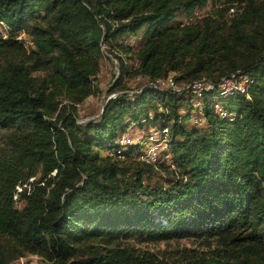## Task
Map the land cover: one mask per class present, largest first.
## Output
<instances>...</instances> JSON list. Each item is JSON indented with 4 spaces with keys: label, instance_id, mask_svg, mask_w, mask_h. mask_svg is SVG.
<instances>
[{
    "label": "trees",
    "instance_id": "16d2710c",
    "mask_svg": "<svg viewBox=\"0 0 264 264\" xmlns=\"http://www.w3.org/2000/svg\"><path fill=\"white\" fill-rule=\"evenodd\" d=\"M209 1L0 0V264L29 253L41 264H264V0H211L174 21ZM102 40L122 67L111 91L126 75L218 83L241 70L251 96L222 98V116L207 91V125L191 127L189 94L146 85L79 122L99 90ZM132 123L168 125L157 167L134 159L142 144L102 154ZM159 169L170 176L151 182ZM182 237L203 247L160 256L131 242Z\"/></svg>",
    "mask_w": 264,
    "mask_h": 264
},
{
    "label": "built area",
    "instance_id": "2783aa9c",
    "mask_svg": "<svg viewBox=\"0 0 264 264\" xmlns=\"http://www.w3.org/2000/svg\"><path fill=\"white\" fill-rule=\"evenodd\" d=\"M235 7H231V11L234 12ZM3 27L0 26V31L6 35V25L3 21H0ZM101 47L104 51V55L107 52L112 53L113 50L106 41H101ZM138 79L144 81V85L137 89L135 92L142 90L146 85L157 87L160 89H171L175 92H186L191 97V104L194 108L192 114V121L195 125H200L206 121L204 112V97L207 91L217 89V94L214 96V109L222 116L228 115V111L221 101L222 98L232 97L236 94H246L250 97V87L254 82V77L247 72L237 70L229 75L224 76L218 83L214 80L202 77L190 81H179L176 79L174 72H169L166 75L151 78L147 75L138 74ZM118 93H111L109 98L116 97ZM108 98V99H109ZM104 109V108H103ZM160 110H165V107L160 105ZM103 111V110H102ZM149 118L154 117V110L150 109ZM79 122H85L79 120ZM134 125H138L132 123ZM131 126V124H130ZM129 126V127H130ZM141 126V125H140ZM153 126V125H152ZM129 127L124 132L120 133L116 139L117 146L109 150V155L121 156L124 151L131 144H142V151L137 154L141 160L152 163L157 167L159 161H161V154L169 149V127L165 126H153L148 131H134L129 132Z\"/></svg>",
    "mask_w": 264,
    "mask_h": 264
},
{
    "label": "rangeland",
    "instance_id": "374dc122",
    "mask_svg": "<svg viewBox=\"0 0 264 264\" xmlns=\"http://www.w3.org/2000/svg\"><path fill=\"white\" fill-rule=\"evenodd\" d=\"M214 5L212 1L210 0L208 4L204 7H198L195 10V14L193 16L185 15L182 12H178L175 17L174 21H192L194 19H197L198 17L208 13L213 9ZM235 7L236 6H232ZM231 7L228 11V14L231 13ZM0 26L3 27V24L0 23ZM21 36L26 38L28 41V44H32L31 36H29L25 32H21ZM127 41H131L135 47L139 45V37H134L133 35L127 36ZM117 52L113 51L112 53L107 52L103 58L101 63V69L96 77V83L99 85V90L95 94H92L88 96L83 102H81L78 105V113H79V120L87 121L89 119H97L100 117V114L104 108L105 102L108 100L109 95L113 92L121 94L122 92H128L130 95L134 94V92L141 88L144 85V81L137 78V75H126L123 77L122 81L123 84H125V88L117 89L111 91L110 89L117 83L118 79L121 76V63L116 55ZM128 65H130V69L135 68L136 61L134 59H127ZM117 94V95H118ZM184 108H186V104L183 105ZM194 111V108L192 109ZM188 125L191 127H194L195 124L191 120L188 122ZM206 121L202 124H200V127H205ZM153 126L151 124H144L143 126L140 125H134L131 124L129 127V132L132 133L134 131H148ZM108 149H102V154L106 155L109 154ZM161 159H165V154H161ZM140 157L137 155H134V159H139ZM141 160V159H140ZM170 176L166 173L164 170H157L156 172L152 173L150 180L151 182L163 181L165 180V176ZM23 202L18 201V205H21ZM131 242H133L136 246H141L145 249H150L160 256H170L171 253H173L178 248H182L184 246L186 247H203V242L199 241L198 239H195L193 237H182L178 239H169V240H160V241H147V242H141L137 239H131ZM13 264H41V256L38 254H32L29 253L18 260H15Z\"/></svg>",
    "mask_w": 264,
    "mask_h": 264
}]
</instances>
